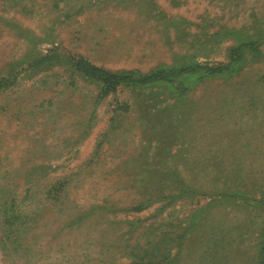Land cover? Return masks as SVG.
<instances>
[{"label":"rangeland","instance_id":"obj_1","mask_svg":"<svg viewBox=\"0 0 264 264\" xmlns=\"http://www.w3.org/2000/svg\"><path fill=\"white\" fill-rule=\"evenodd\" d=\"M260 30L264 0H0V264H130L162 241L163 264H257L264 36L183 96L104 90L84 68L225 63Z\"/></svg>","mask_w":264,"mask_h":264},{"label":"trees","instance_id":"obj_2","mask_svg":"<svg viewBox=\"0 0 264 264\" xmlns=\"http://www.w3.org/2000/svg\"><path fill=\"white\" fill-rule=\"evenodd\" d=\"M249 35L250 36L247 39L246 36L240 34L235 38V40H233L234 43L227 49L228 60L225 63L220 62L209 64L205 62H197L193 59V56L185 54L177 57L174 63L171 65H161L149 73H140L126 70L112 72L91 65H87L84 69H87V73L91 74L94 80L96 79L98 82L102 83V88L104 90H114L115 88L123 86L141 88L145 87V85L157 84L170 88V94L177 93L180 94V96H183L188 91L186 87L189 84H196L198 81L212 79L222 74L236 73L243 65L245 55L256 49V46L259 44V39L264 36V30L255 31ZM175 82H178V88H171V85H173ZM179 180H181L180 182L182 184L187 183L182 178ZM150 181L151 180H149L147 177H140V187H142V189L145 191L149 190L148 183H150ZM196 190L201 192V189L199 188H196ZM173 195L177 198H182V196H179V194ZM202 210L203 208L196 211L199 213ZM196 214L197 213H192L189 216L190 223L186 225L187 227L184 229V232H190V230L194 228V225L198 222V216ZM258 239L259 240L256 242L258 253L256 256V261L257 264H264V223L261 227V232L258 236ZM158 244V242L152 243L153 247L151 245V249H154L155 252H150V254L145 253L148 251L147 245L149 244H136L135 246H131L132 248L129 250H134L132 253L134 260H131L130 264H135L133 261L137 260H146L145 264H153L154 260L152 258H156L158 255L162 257V262L160 264L165 263L166 260H169L172 257L171 245H169V248H167V246H163V241L161 244L162 247L161 245L158 247ZM143 252L144 254H142ZM175 256L171 259H174Z\"/></svg>","mask_w":264,"mask_h":264}]
</instances>
